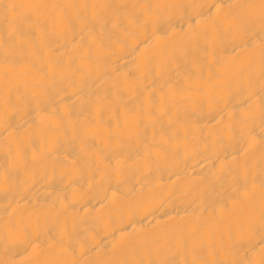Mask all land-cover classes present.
Listing matches in <instances>:
<instances>
[{"label": "bare ground", "instance_id": "obj_1", "mask_svg": "<svg viewBox=\"0 0 264 264\" xmlns=\"http://www.w3.org/2000/svg\"><path fill=\"white\" fill-rule=\"evenodd\" d=\"M0 264H264V0H0Z\"/></svg>", "mask_w": 264, "mask_h": 264}]
</instances>
